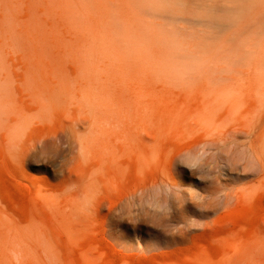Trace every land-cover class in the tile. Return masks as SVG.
<instances>
[{
  "label": "rangeland",
  "instance_id": "1",
  "mask_svg": "<svg viewBox=\"0 0 264 264\" xmlns=\"http://www.w3.org/2000/svg\"><path fill=\"white\" fill-rule=\"evenodd\" d=\"M99 1L0 40V264H264V0Z\"/></svg>",
  "mask_w": 264,
  "mask_h": 264
},
{
  "label": "bare ground",
  "instance_id": "2",
  "mask_svg": "<svg viewBox=\"0 0 264 264\" xmlns=\"http://www.w3.org/2000/svg\"><path fill=\"white\" fill-rule=\"evenodd\" d=\"M26 4L30 15L22 18L17 0H0V40L64 38L61 28L69 29V34L77 40L90 41L98 37L89 26L99 27V0H26ZM198 146L199 143L188 144L182 151Z\"/></svg>",
  "mask_w": 264,
  "mask_h": 264
}]
</instances>
